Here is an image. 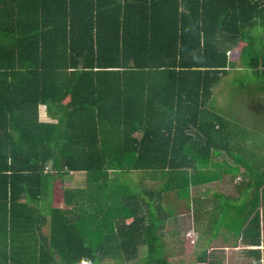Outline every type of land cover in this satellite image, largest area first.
Segmentation results:
<instances>
[{
  "label": "trees",
  "instance_id": "obj_1",
  "mask_svg": "<svg viewBox=\"0 0 264 264\" xmlns=\"http://www.w3.org/2000/svg\"><path fill=\"white\" fill-rule=\"evenodd\" d=\"M238 64L264 99V0H0V264H170L168 196L259 247L264 129L214 103Z\"/></svg>",
  "mask_w": 264,
  "mask_h": 264
},
{
  "label": "rangeland",
  "instance_id": "obj_2",
  "mask_svg": "<svg viewBox=\"0 0 264 264\" xmlns=\"http://www.w3.org/2000/svg\"><path fill=\"white\" fill-rule=\"evenodd\" d=\"M233 59H236V57H234ZM235 70L236 71H230L229 75L225 77V79L222 80L221 84H219V86L216 87V89L214 90V103L215 105L216 104L219 105V107L216 105L218 109H221V111L225 109V112L231 114L235 119L238 118V120L240 122H243L244 125H248V126L250 125L251 127L258 126L264 129V99L262 98L260 100H254V101L249 99L247 101L246 96L245 98H243L244 93L240 94L242 90V87L240 85L243 84L246 85L245 82L246 73L239 64L237 65ZM240 80H242L241 84L239 83ZM219 88H222L221 90L224 91L223 94L224 97L222 96V98L219 93L216 94V91ZM244 89L245 88H243V90ZM42 116L43 114H41V117ZM254 128L256 129L257 127ZM263 137L264 134L260 135L262 141H264ZM226 162H228V164H230L231 166L232 162L230 160H226ZM237 182H239L238 177L232 181L230 179V176L227 174L224 175L223 178L219 181L200 185L198 187L191 189V197L199 198L206 195L205 196L206 198H210L209 193L211 192H220L228 196H236V190L234 184ZM64 183L70 185L71 187L83 186L84 178L82 175H73L71 177L64 178ZM168 198H169L168 201L170 202L172 201L179 202L177 206L178 213L176 215L177 224H179L180 227L183 228L189 226L188 224L192 219L191 217H194V212L186 208V205L184 204L183 200H178L175 196L174 197L168 196ZM54 202L56 203V205L59 204L61 205V201L58 196L55 197ZM228 212L231 214L234 213L231 211V209H228ZM220 217H222V214L219 215V217L217 216L216 219H219ZM228 219L232 227H230L228 223L229 227L227 228L221 225V223H219L220 221L216 223H212V220L211 221L209 220L207 221V223H204L205 225L204 229L201 231V233L203 232V234L200 233V237H199L200 244L203 243L204 245L206 243V240L204 241V239L206 238L211 239L212 238L211 236L215 237L213 242L218 243L220 241L219 237L230 235L231 228L235 229L236 231V229L239 227L238 221L237 220L234 221L233 218H228ZM231 236H232V232H231ZM205 248L206 246L203 247L202 251H205ZM195 250L196 249L194 247L185 249V247H180L177 244V246H173L172 248H169L167 251L168 254L170 253L173 256L171 258L172 264H197L194 260ZM215 250H218V248ZM140 254H141L140 257H143V255H145L144 248L141 249ZM101 264H120V263L104 262ZM130 264H141V262L139 260H136L135 262Z\"/></svg>",
  "mask_w": 264,
  "mask_h": 264
},
{
  "label": "crops",
  "instance_id": "obj_3",
  "mask_svg": "<svg viewBox=\"0 0 264 264\" xmlns=\"http://www.w3.org/2000/svg\"><path fill=\"white\" fill-rule=\"evenodd\" d=\"M211 193L209 194L211 195ZM205 196L199 198L205 200L207 199ZM207 217L208 216L203 213H199L197 217H191L192 219L188 224L189 226H187L188 228L180 227V225L177 224V221L172 223L170 226H166V230L163 232V239L166 246L172 248L178 244V246L185 247V249L194 247L196 249L194 252V260L197 264H253L252 262L254 261L252 259V255L250 253L248 254L247 251L254 248L259 249L261 252L264 250V217H261L259 247H243L239 243L235 244L234 231H232V236L230 232V237L226 235L224 237H219L220 241L218 243L213 242L215 237L211 236V239H204V241L206 240L204 245L203 243L199 244L200 233L204 229V223H207L208 221ZM201 234H203V232ZM204 246H206L205 261H196L195 258L198 252H201ZM217 248L218 250H215ZM168 255V260L170 264H172L171 258L173 256L170 253Z\"/></svg>",
  "mask_w": 264,
  "mask_h": 264
}]
</instances>
